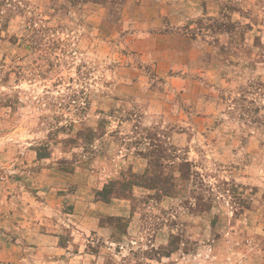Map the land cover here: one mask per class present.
I'll return each mask as SVG.
<instances>
[{"label":"rangeland","instance_id":"obj_1","mask_svg":"<svg viewBox=\"0 0 264 264\" xmlns=\"http://www.w3.org/2000/svg\"><path fill=\"white\" fill-rule=\"evenodd\" d=\"M0 264H264V0H0Z\"/></svg>","mask_w":264,"mask_h":264}]
</instances>
